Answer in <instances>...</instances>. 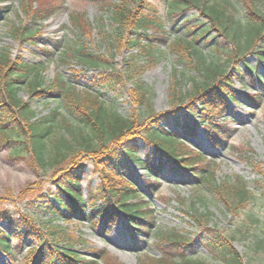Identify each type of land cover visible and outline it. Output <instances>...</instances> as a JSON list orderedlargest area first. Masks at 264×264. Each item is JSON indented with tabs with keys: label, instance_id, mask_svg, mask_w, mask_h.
<instances>
[{
	"label": "trees",
	"instance_id": "trees-1",
	"mask_svg": "<svg viewBox=\"0 0 264 264\" xmlns=\"http://www.w3.org/2000/svg\"><path fill=\"white\" fill-rule=\"evenodd\" d=\"M11 1L0 0V3ZM35 1L39 2L37 7L31 9L29 6L32 2L30 5L24 2L23 8L36 26L14 28L15 35L32 43L39 33L38 23L57 13L63 5L62 0ZM87 1L111 16L118 30V41L124 42L123 45L131 50L153 48L156 45L153 43L164 42L171 38L170 34L175 35L168 43L177 59L183 63V76L188 73L192 86L185 92L177 91L176 85L172 86V108L161 116L153 112L156 118L154 121L140 124L132 116L120 121L113 119L106 109L105 101L99 96L76 91L60 76L43 88L36 65L21 57L12 58L8 50L0 51V143L12 149L13 157L29 156L36 165L62 169L53 179L52 186L37 193L35 202L38 201L41 207L38 210L56 218L60 216L58 207L61 206L69 214H79L91 225L102 226L106 230L122 219L121 222L133 239H141L143 233L151 237L153 229L150 224L154 220L155 211L147 203L130 200L131 197H138L139 193L125 180L129 162H136L151 173L159 172L162 167L169 165L177 172H188L194 178L202 179L226 209L235 216L244 211L248 223H256L258 216L249 210L256 202V191L241 178L216 182L210 167L197 166V163L203 161L204 155L194 152L185 141L197 134L199 121L207 124L213 133L210 136L218 141L216 143H220L217 139L223 137L224 133L215 121L210 122V117L223 116L227 110V99L235 98L234 92L229 89L226 70L216 63L206 67L205 62L195 60L192 45L200 48L197 44L203 42L215 52L227 51L221 47L222 43L226 44L225 41L234 45L235 57H238H230L235 62L234 69L241 75L240 78L245 81L249 79L262 91L249 100L255 105L262 102L264 49L260 48L264 47V10L259 7V3L255 0ZM80 14L76 12L72 15L73 22L86 31L84 15ZM166 24L170 29H164ZM151 29L154 34H149ZM211 32L215 34L211 35ZM243 33L247 34V38L242 44L240 38ZM68 52L78 55L87 66H98L102 62L99 56L75 42L67 46L64 53ZM228 54L232 55L230 52ZM248 54L256 55L259 64L252 65L246 61ZM193 69L195 74L191 72ZM32 74H35L34 80H31ZM134 74L140 76L141 72L133 70L129 76L135 77ZM121 77L120 74L112 73L103 78V82L111 86L119 82ZM23 85L28 86L32 96L43 92L45 95L62 98L67 114L56 120L58 114L55 109L49 116L35 118L29 103L19 97ZM133 91L137 103H147L148 90L141 82L136 83ZM162 118L171 120L172 128H166L161 122ZM47 139L53 140L50 148ZM225 141L226 136L222 139V142ZM82 153L95 158V172L99 176L98 184L88 191L84 184L89 171L86 165L78 163ZM263 182L264 178H258L255 187H263ZM150 186L153 195L155 186ZM23 199L24 196L20 195L19 201ZM99 202L102 203L98 205ZM192 211L191 215L200 225L198 211ZM0 212L2 218L17 225L16 230L22 228L21 232L13 234L0 230V250L11 256L16 263L99 264L97 260L87 259L74 251L73 236L62 237L53 230L45 235L30 213L10 212L8 208ZM200 229L205 232V246L215 260L226 264H248L232 245L233 237L216 229L211 230L204 224L200 225ZM177 230L171 229L168 231L170 233L157 238L158 246L165 250L169 247L170 251L165 252L163 258L148 257L145 264H179V259L184 260L183 264H206L202 260L189 258L191 240L185 233L181 232L180 235ZM24 235L35 238L38 244L31 248L24 247ZM92 251L97 258H103L105 264H111L109 259L106 260L107 254L104 251Z\"/></svg>",
	"mask_w": 264,
	"mask_h": 264
},
{
	"label": "rangeland",
	"instance_id": "rangeland-1",
	"mask_svg": "<svg viewBox=\"0 0 264 264\" xmlns=\"http://www.w3.org/2000/svg\"><path fill=\"white\" fill-rule=\"evenodd\" d=\"M62 1L61 10L38 23L39 33L34 43L15 35L14 28L36 26L23 4L27 2L30 5L32 2L29 7L35 8L39 2L12 0L0 3V51L8 50L12 58L21 57L36 65L43 88L60 76L68 86L76 88V91L91 93L104 100L113 119L121 121L132 116L140 124L154 121L156 118L153 112L161 116L172 108V86L176 85V90L181 92L191 88L188 73L186 76L182 73L185 70L183 63L177 59L171 44L168 43L175 35L170 34L171 38L164 42L153 43L156 44L153 48L131 50L123 45L124 42L118 41V30L111 16L101 12L96 4L87 0ZM256 1L264 10V0ZM7 5L9 7H4ZM76 12L84 15L86 31L73 22L72 15ZM164 29L168 30L170 26L166 24ZM149 34H154V30L151 29ZM212 34L215 32H211ZM221 38L219 39L222 40ZM246 38L247 34L243 33L240 42L243 44ZM74 42L99 56L102 60L100 65L87 66L78 55L70 52L65 54L67 46ZM225 42L221 47L227 51L220 52H215L203 42L197 44L200 48L191 46L195 60L205 62L206 67H212L216 63L224 68L229 76V89L234 92L235 98L227 99V110L223 116L210 117V122L215 121L220 125L224 135L217 139L220 143H216L218 141L210 136L213 133L207 124L197 121V134L185 142L194 152L204 155L203 161L197 163V166L210 167V170L214 171L216 182L241 178L256 191V202L249 208L259 218L256 223H248L244 211L235 216L226 209L224 203L217 200L215 193L202 179L194 178L188 172H177L169 165L162 167L159 172L151 173L136 162H129L125 180L139 193L138 197H131L130 200L147 203L155 211L154 220L150 224L153 229L151 237L143 233L141 239H133L121 222L122 219L107 230L102 226L91 225L79 214H69L61 206L58 207L60 216L54 218L53 215H46L38 210L41 207L37 204L38 201L35 202V198L37 193L52 186L53 179L62 169L36 165L29 156L13 157L12 149L1 143L0 210L8 208L10 212L30 213L45 235L49 230H53L59 232L62 237L73 236L74 251L87 259L97 260L99 264H105L106 261L97 258L92 250L104 251L107 254L106 260L109 259L111 264H145L148 257L163 258V254L170 250L169 247L165 250L158 246L157 238L170 233L168 231L171 229H179L177 231L180 235L185 233L191 240L188 256L192 260H202L206 264H226L215 260L211 251L206 248L205 232L200 229L203 224L211 230L216 229L233 237L232 245L246 263L264 264V186L255 187L256 180L264 178V92L259 105L250 102L249 99L253 95L262 91L249 79L245 81L240 78L241 75L234 69L235 62L230 59L231 56L237 55L234 45ZM228 52L232 55L229 56ZM255 56L246 55V61L252 65L259 64ZM133 70L141 72L140 76L134 74L135 77L131 78L129 75ZM191 72L195 74V69ZM112 73L122 77L119 82L110 86L103 82V78ZM34 78L35 74H32L31 80ZM137 82H141L148 90L149 100L141 105L137 103L133 91ZM19 97L29 103L35 118L49 116L55 109L58 114L56 120L67 114L62 98L45 95L43 92L32 96L27 85L21 87ZM161 122L166 128L173 126L171 120L162 118ZM61 133H64L63 130ZM224 136L226 141L222 142ZM52 144L53 140L47 139L49 148ZM69 160L70 158L67 162ZM78 163L86 165L89 171L84 184L88 191L99 182L98 173L95 172V158L82 153ZM150 185L155 186L153 195L150 193ZM20 195L24 196L22 202L19 201ZM193 209L198 211L200 225L191 215ZM2 215L0 212V230L12 234L22 231L21 227L16 230L17 225L2 218ZM22 243L26 248L38 244L36 239L29 235H24ZM178 263L183 264L184 260L179 259ZM0 264L19 263L0 250Z\"/></svg>",
	"mask_w": 264,
	"mask_h": 264
}]
</instances>
